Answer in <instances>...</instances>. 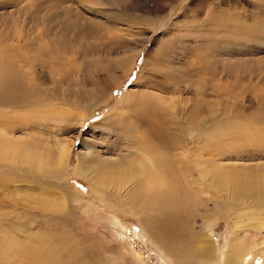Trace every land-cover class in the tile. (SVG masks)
<instances>
[{"label": "rangeland", "instance_id": "374dc122", "mask_svg": "<svg viewBox=\"0 0 264 264\" xmlns=\"http://www.w3.org/2000/svg\"><path fill=\"white\" fill-rule=\"evenodd\" d=\"M160 160L173 240L142 207ZM235 186L264 192V0H0V264H264Z\"/></svg>", "mask_w": 264, "mask_h": 264}, {"label": "bare ground", "instance_id": "6f19581e", "mask_svg": "<svg viewBox=\"0 0 264 264\" xmlns=\"http://www.w3.org/2000/svg\"><path fill=\"white\" fill-rule=\"evenodd\" d=\"M20 69V68H18ZM3 70V69H2ZM21 71V69H20ZM25 73V72H24ZM51 73V72H50ZM22 74V73H21ZM53 83H56L53 82ZM8 126V125H6ZM9 127V126H8ZM168 146V145H167ZM211 151V150H210ZM12 156V155H11ZM32 156V155H31ZM18 157V156H17ZM34 157V156H33ZM39 158V157H38ZM13 159H16L15 155L13 156ZM152 161V160H151ZM148 161V162H151ZM39 162V161H38ZM168 163V161H167ZM140 164V163H139ZM152 162H151V166H152ZM37 165V164H36ZM149 165V166H150ZM41 166V165H40ZM140 175L142 176L144 181H148L149 183H153L155 181V183H161V187L160 189H165L163 190V192L161 193H157L154 192L153 194L150 195L149 199L147 202L143 203V208L145 211H153L157 209L156 212V216H154L153 220H152V226L154 225V227L158 230V232L162 235L165 236L167 239L169 240H173L174 238V233L176 232L177 228H176V216L178 213V207L179 204L178 201L174 200L172 197V183L170 181V177H171V171H169L170 168H168V166L166 164H164V162L162 160L160 161H156V164H154V166H152L151 169H149V167L146 166H142L140 164ZM89 170V169H88ZM92 171L91 167L90 170ZM139 175V176H140ZM236 175V174H235ZM104 176V175H103ZM109 176V175H108ZM232 176V175H231ZM237 176V175H236ZM98 177V176H97ZM259 177V176H258ZM99 179V178H98ZM172 179V178H171ZM216 182L214 181L212 183L213 186L219 185V183H221V181H223V179L221 177H215ZM231 180H234L233 178ZM240 180V179H239ZM243 180V179H242ZM241 180V181H242ZM259 181L258 178H254V180H252V183L255 181V189H259L258 187L262 184ZM261 180V179H260ZM174 181V180H173ZM100 182V181H99ZM236 182V179L234 180V183ZM224 183V181H223ZM244 183V182H243ZM225 184V183H224ZM180 185V184H179ZM246 186V184H244ZM159 186V185H158ZM234 186V185H233ZM241 186L243 188V185L241 183ZM244 186V190L246 189ZM174 187V186H173ZM254 188V187H253ZM252 188V189H253ZM142 190V189H141ZM152 190V189H151ZM159 190V189H158ZM218 190V189H217ZM243 190V189H242ZM247 190V189H246ZM245 190V191H246ZM260 190V189H259ZM261 190H264V188H262ZM178 191V190H177ZM222 191V190H221ZM234 194L238 196V194L240 196H243L244 198H253L251 201L253 202V204L255 206H259L262 205L264 203V192L258 194L255 193H249V194H243L240 190V187H236L235 189H233ZM254 191V190H253ZM252 191V192H253ZM182 193V192H181ZM142 194V193H141ZM256 195V196H255ZM141 197V195H140ZM144 198V197H143ZM240 199V198H239ZM243 199V198H242ZM241 200V199H240ZM250 200V199H247ZM140 201V200H139ZM244 201V200H243ZM141 202V201H140ZM139 202V203H140ZM141 204V203H140ZM263 224V223H262ZM261 224V225H262ZM176 225V226H175ZM260 225V226H261ZM0 237H2V235H0ZM172 238V239H171ZM158 241H161L158 237H157ZM9 239H4V238H0V247H6V245L9 243L8 242ZM255 241V240H254ZM36 243V242H35ZM256 243V242H254ZM40 244L42 245V247H40V249H35V248H27L26 249V254L27 256H30L32 253H36L37 251V256L38 258H34V257H26L23 254H20L22 256H19L22 260L24 261L26 264H52L51 262L56 263V264H70L71 259H73L75 256L74 252H67L64 253V255L66 256V258L63 259V261L58 260L57 254L59 255L60 252L62 253L63 250H58L55 248H52L49 246V244H45L44 241L40 242ZM45 245V246H44ZM257 245V244H255ZM16 246V245H15ZM59 248V247H58ZM16 251V252H20ZM15 252V254H16ZM231 253H232V257H231V261L228 264H235L236 259H240L241 255H242V249L239 248V246L237 244H235L232 249H231ZM29 254V255H28ZM162 255V254H161ZM36 256V257H37ZM63 256V254H62ZM243 256V255H242ZM162 257H165L164 255H162ZM207 255L203 256V260H206ZM246 257V255H244V258ZM242 258V257H241ZM243 258V259H244ZM62 259V257H61ZM67 262H66V261ZM60 261V262H59ZM243 263V260L241 262V264ZM74 264V263H72ZM76 264V263H75ZM78 264V263H77ZM79 264H84V263H79ZM237 264V263H236Z\"/></svg>", "mask_w": 264, "mask_h": 264}]
</instances>
